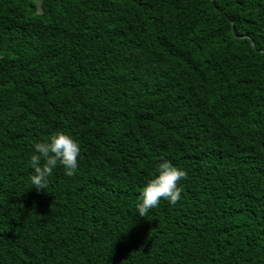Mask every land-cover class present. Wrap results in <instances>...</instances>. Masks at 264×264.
Instances as JSON below:
<instances>
[{
	"label": "trees",
	"instance_id": "1",
	"mask_svg": "<svg viewBox=\"0 0 264 264\" xmlns=\"http://www.w3.org/2000/svg\"><path fill=\"white\" fill-rule=\"evenodd\" d=\"M0 264H264V0H0Z\"/></svg>",
	"mask_w": 264,
	"mask_h": 264
},
{
	"label": "clouds",
	"instance_id": "2",
	"mask_svg": "<svg viewBox=\"0 0 264 264\" xmlns=\"http://www.w3.org/2000/svg\"><path fill=\"white\" fill-rule=\"evenodd\" d=\"M79 156L78 142L63 132L35 143L34 154L30 159L33 169V174L29 177L31 184L38 191L44 190L48 186V177L58 165L66 170V176H73L78 169ZM156 172L157 175L140 190L136 213L141 217H146L149 210L158 207L162 200L175 205L181 199L183 189L178 185L181 180L187 179L186 171L164 159L157 164Z\"/></svg>",
	"mask_w": 264,
	"mask_h": 264
},
{
	"label": "rangeland",
	"instance_id": "3",
	"mask_svg": "<svg viewBox=\"0 0 264 264\" xmlns=\"http://www.w3.org/2000/svg\"><path fill=\"white\" fill-rule=\"evenodd\" d=\"M38 8L41 9V6H39Z\"/></svg>",
	"mask_w": 264,
	"mask_h": 264
}]
</instances>
